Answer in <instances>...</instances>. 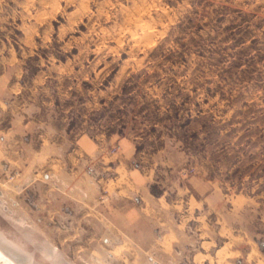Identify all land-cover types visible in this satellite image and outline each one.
<instances>
[{
    "label": "rangeland",
    "instance_id": "rangeland-1",
    "mask_svg": "<svg viewBox=\"0 0 264 264\" xmlns=\"http://www.w3.org/2000/svg\"><path fill=\"white\" fill-rule=\"evenodd\" d=\"M0 60V71L4 61L21 64L34 104L53 107L75 132L121 131L142 164L156 163L151 190L180 206L173 216L187 220L192 240L176 244L167 264H193L198 225L218 242L217 220L264 232V0H0ZM21 177L16 166L0 179V261L90 264L70 254L86 243L63 241L80 228L38 221L68 218L48 195L34 206L44 181L30 205ZM104 189L78 218L105 222ZM100 228L80 233L96 236L98 256L108 234ZM113 247L138 258L134 243Z\"/></svg>",
    "mask_w": 264,
    "mask_h": 264
},
{
    "label": "crops",
    "instance_id": "crops-1",
    "mask_svg": "<svg viewBox=\"0 0 264 264\" xmlns=\"http://www.w3.org/2000/svg\"><path fill=\"white\" fill-rule=\"evenodd\" d=\"M4 63L7 67L0 71V179L19 166L22 172L19 184H30L25 197L30 205L34 202L28 197L29 192L42 184L34 182L44 181L41 188L47 189L41 196H50L68 218L38 221L52 227L80 228L68 240L63 238L65 243L76 246L87 244L83 250L79 245L76 252L70 253L74 263L85 258L84 262L90 264H167L178 253L174 249L176 244L184 243L186 249L191 245L187 220L178 221L173 216L180 206L169 203L166 190L159 195L152 192L151 185L159 177L156 163L150 167L142 164L133 140L121 131L99 139L88 132H75L65 118L57 119L52 115L53 107L34 104V91L24 90L21 64ZM114 144L119 145V152L109 158L107 151ZM100 187H105L110 196L105 222L102 220L103 224H99L91 218H78L83 205L94 202ZM39 197L34 205L38 211L43 203V196L40 202ZM231 199L247 200L238 194ZM216 222L220 242L215 237H205L203 226L198 225L197 247L191 255L193 264H264L263 230L254 231L247 224L244 230L236 229L224 221ZM263 223L261 219L260 225ZM100 225L108 232L102 235L106 246L100 253L102 257L94 255L96 236L80 234L85 228L102 232ZM126 242L143 248L136 250L138 258L124 250L119 255L113 254L114 244ZM105 253L112 254L113 261H105Z\"/></svg>",
    "mask_w": 264,
    "mask_h": 264
},
{
    "label": "built area",
    "instance_id": "built-area-1",
    "mask_svg": "<svg viewBox=\"0 0 264 264\" xmlns=\"http://www.w3.org/2000/svg\"><path fill=\"white\" fill-rule=\"evenodd\" d=\"M118 150H119V145L113 147L112 150L110 151L111 155L116 153ZM184 174H186V173H184ZM107 195H108L107 191L103 190V194H101V197H100L101 200L100 201L103 202L104 200H106L107 199ZM111 255L112 254H109L110 257H111Z\"/></svg>",
    "mask_w": 264,
    "mask_h": 264
},
{
    "label": "bare ground",
    "instance_id": "bare-ground-1",
    "mask_svg": "<svg viewBox=\"0 0 264 264\" xmlns=\"http://www.w3.org/2000/svg\"><path fill=\"white\" fill-rule=\"evenodd\" d=\"M17 261H21L22 257L14 255ZM15 262V261H14ZM0 264H3L2 261H0ZM17 264V263H16ZM20 264V263H19Z\"/></svg>",
    "mask_w": 264,
    "mask_h": 264
}]
</instances>
